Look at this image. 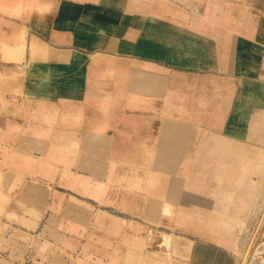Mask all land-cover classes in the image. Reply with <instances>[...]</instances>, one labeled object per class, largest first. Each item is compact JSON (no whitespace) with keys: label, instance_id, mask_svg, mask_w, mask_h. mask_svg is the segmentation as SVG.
<instances>
[{"label":"rangeland","instance_id":"1","mask_svg":"<svg viewBox=\"0 0 264 264\" xmlns=\"http://www.w3.org/2000/svg\"><path fill=\"white\" fill-rule=\"evenodd\" d=\"M145 2L153 17H165L169 22L185 21L179 10L182 7L189 11L195 4L198 14L192 19L198 30L204 36L212 33L205 28L206 0H0V123L13 118L11 115L17 108L16 116L22 124H37L33 133L37 148L30 158L24 149L19 152L23 142L15 144L19 127L11 124L0 130V264H158L167 257L172 264H206L195 258L194 250L199 245L226 252L234 264H251V256L258 255L255 248L263 246L261 196L254 199V205L260 207L259 215L254 206L246 213L248 221L233 223L232 232L237 237L233 243L225 242L199 218L198 213L205 212L204 206L196 207L198 215L180 218L176 214L180 206L172 199L175 195L171 194L169 201L162 196L163 188L169 185L182 188L191 181L200 183L193 187L197 191L192 192L200 193L203 186L214 188L206 191L210 195L206 194L216 204L222 203L218 180L209 172L213 162L195 156L207 154L202 147L205 148L209 136L213 141L228 136L239 141L236 142L239 147L264 152V111L262 120L257 119L255 125L250 112L245 116V126L237 127L235 124L240 123L237 115L232 113L230 120H225L217 112L222 105L215 98L207 95L206 101L213 102L209 106L215 112L207 111L205 104L196 101L192 105L193 122L225 125L194 127L193 141L184 153L185 161L177 163L173 173L160 168L155 158L160 143L173 137L178 127L170 123L179 122L182 115L191 112L170 107L181 100L173 89L181 88L178 83L183 80L181 74L167 62H142L138 58L140 52L130 48L136 43L131 39L135 32L131 30L132 23H145ZM230 3L251 11L264 10L263 0H230ZM187 17L191 19L190 15ZM113 43L118 46L111 47ZM110 53L122 57L113 59ZM131 67L165 73L166 96L123 93L79 96L64 89L71 84L68 79L71 72L86 70L92 76L94 70L102 71L101 81L109 87L116 84L109 78V72ZM210 77L199 76L198 80ZM233 77L224 80L230 82L222 86L224 91L238 86V80ZM92 80L87 78V83ZM249 81L252 83L247 82L244 88L247 92L255 89L264 106V75ZM199 82L191 88L204 90L206 85ZM131 101L133 105L129 104ZM111 105L112 109L118 108L113 109L114 118L110 117ZM142 113L148 130L145 151H142L144 144L138 142L133 144L134 151L129 157L111 158L106 157L111 155L107 152V145L111 144L102 143L99 150L103 154L96 153L103 156L97 157L100 161L96 165L101 162L105 170L99 174L80 168V156L87 144H82V140L91 136H84L78 130L82 128L122 141L132 137L118 135L120 128L131 126ZM152 202L159 205L154 207ZM191 202L195 201L191 199ZM175 240L186 241L191 248L174 252Z\"/></svg>","mask_w":264,"mask_h":264},{"label":"crops","instance_id":"2","mask_svg":"<svg viewBox=\"0 0 264 264\" xmlns=\"http://www.w3.org/2000/svg\"><path fill=\"white\" fill-rule=\"evenodd\" d=\"M206 1L208 22L206 23L205 28L208 32H212L211 34H207V36H204L202 32L198 30L197 23L192 19L193 15L198 14L197 5L194 4L191 6V10L189 11L181 7L178 13L179 15L184 16L185 21L172 20L173 22H169L166 21L165 17H156L155 15V17H153L149 13V4L145 2V7L143 6L145 9V23H142L141 21H138L137 23L134 21L132 23L134 28L131 30L135 32L132 34L131 39L135 40L136 43L132 44L130 48L140 52L138 58L142 60V62L152 64H165L167 62L173 66L177 73L181 74L183 80L178 82L181 88H173L176 96H179L181 100L175 101L170 107L173 110H179L182 112L190 111L191 113L188 114L189 116L182 115V119H179V122L176 121L170 124H174L178 126V128L188 125L192 126L193 129L194 127L199 126H224V123L216 125L214 122H204L199 125V123L193 122V117L191 115L193 111L192 105H194L196 101L205 104L207 111L211 110L215 112V110L209 106L212 105L213 102L210 103L208 101L206 103L207 95H209L211 99L215 98L217 100L216 103L219 102L222 105V108L217 112H220L221 114H218H220L225 120H230L229 118L233 113L237 115L238 121H240V123L237 122L235 126H245V116L247 113L249 114L251 112V114H253V117L251 118V120H253L252 125H255L257 119L262 120V111H264L262 98L256 95V92L254 91L255 89L247 92L244 87L246 84L249 83L248 85H250V83H252L249 80H258L260 76L262 77L264 75V34L262 33V31H264V10H247V7L244 6L240 7L235 4L231 5L230 0ZM188 15L191 16V19H185L188 18ZM247 31H249V33H246ZM117 46L118 44L114 45L113 43L111 47ZM246 49H248V51H246ZM108 55L114 56L115 58L113 59H117L116 57H122L115 53H110ZM93 73L92 76H90L91 72H87L86 70L69 73L68 79L71 84L64 89H66V92L69 94L79 96L86 94L113 96L118 93H123L125 95L157 94V96H166L167 94L165 91L167 78L165 73L160 74V72H150L147 70L135 69L133 67L119 72L114 68L109 72V78L116 81V84L110 85L109 87L104 86L101 81L102 71L94 70ZM233 74L234 77L231 76ZM205 75H210L211 77L200 78L198 80L199 76ZM231 77L238 80V86H231L228 91H224L222 86L230 83L224 80L230 81ZM87 78L93 79V82L87 83ZM117 79L120 80L119 83ZM219 79L222 81H219ZM197 82L206 85L205 89L199 90L198 87L195 88V86L191 88V85L196 84ZM188 85L190 88L187 87ZM213 87L214 90L211 89ZM121 89H123V91ZM118 90L121 92H118ZM62 93H65V91ZM129 104L133 105L132 101L129 102ZM113 109L111 105L109 107L111 118H114L113 111L118 110L117 107L114 110ZM8 110L11 111V109ZM16 110L17 108L14 109V114L11 115L13 118H5L4 124L0 123V130L9 128L11 124L17 128L19 127V134L17 132L15 133V144H22L23 142L24 145L19 148V152L21 153V150L24 149L25 152L29 153L30 158L33 156L32 154H34L33 150L37 148V139L33 135L34 130L37 131V124L31 123V126L25 125V123L22 124V120H19L16 116ZM134 121L135 122L131 126H123L120 128L121 130L118 135L124 134L127 137H132L125 138L122 141H118L112 137L104 138L97 132H86L82 128L81 130H78V133L83 134L84 136H93V138L89 137L82 140V144H87L83 147L85 148V151L80 156V168L85 171L87 170L99 174L105 170L106 167H102L101 162H98V166H93L94 164L96 165L97 160L100 161V158L97 157L103 156L96 153L103 154L102 151L100 152L99 150L102 143L111 144V146L107 145V152H110L111 155H106V157L111 158L129 157V154L134 151L133 144L138 142L144 144L142 151H145V136L148 134V130H145V114L142 113V117H136ZM25 126H28L29 128H25ZM176 128L174 133L176 132ZM29 129H31V131ZM163 133L164 130H161V135H163ZM114 134L113 132L109 133L111 136H114ZM219 138L220 137L217 139ZM221 138L227 142H234L235 144L236 142H239L228 136H221ZM212 139L213 138H211L212 142L217 141V139L214 141ZM192 141L193 139L190 142ZM87 145L89 146L87 147ZM120 148L121 150H118ZM227 148V154H230V145ZM202 149V151L207 152V155L210 152L214 154V150L208 149V147L204 148L203 146ZM15 150L17 151V148H15ZM253 151L256 153L255 150ZM118 152L121 153V155H118ZM260 152H257V155H259ZM195 157L203 156L197 154ZM17 159L18 156L15 154V161H17ZM85 159L91 161L94 169H88L83 166ZM256 190H259V188L257 187ZM201 205L205 207V212L207 211L208 214L213 213L214 215L217 213V204L215 206L212 200H206ZM259 208V206L256 207L255 203V209H257L258 213H260ZM248 210L244 212L243 217L242 215L240 218L236 217L233 219V222L248 221V219H245ZM220 215L221 214H219V216ZM220 218L222 222L225 221L223 215H221ZM190 248L191 246L189 245V249ZM205 249L210 252L212 257L211 262H206V264H216V258H214L215 254H222L229 258V255L226 252L218 248L199 245L194 250L195 258L198 262H201L198 258L199 252L203 253L206 251Z\"/></svg>","mask_w":264,"mask_h":264},{"label":"bare ground","instance_id":"3","mask_svg":"<svg viewBox=\"0 0 264 264\" xmlns=\"http://www.w3.org/2000/svg\"><path fill=\"white\" fill-rule=\"evenodd\" d=\"M193 132H194V129L192 126L187 125V126H181L179 128L177 127L176 132L173 135V137L170 136V137L166 138L163 142L160 143V148L158 150L159 154H157L155 156L157 165H159L160 168H165L166 172H172L173 173V171L177 168V163L178 164L183 163L186 159V156L184 155V153L187 150L188 145L190 144ZM165 134H166V136H168V132H166ZM165 134H164V136H165ZM229 145H230L231 153L227 154V150H228L227 147ZM205 147H208V149L214 150V154H212V155L203 154L202 156L204 159H206V161L213 162L212 167H211L212 170L209 172H210L212 177L214 176V178L216 177V179L218 180L217 188H219V192H220L219 196L222 200V203H218L216 206V203L212 199L213 204L216 206L217 213H215L213 215V213L208 214L207 211L203 212V213H198L196 211V207L202 206L201 204L204 203L206 200L210 201V198H209L210 196L208 197V195H210V193L208 194L206 191L209 192V191L214 189L211 187L204 188L205 186H203V189L200 193L199 192H192V191L196 190V187L193 188L196 184L200 185L199 182H197V183L192 182L191 183V181H190V184L188 186L186 185L185 187H182V188L181 187L178 188L179 186L177 188H175V187H171L169 185L160 191L162 192V196L165 197L168 201L171 199V194L175 195L174 198H172V199L174 201H177L178 205L180 206V209H179L180 211L178 213H176L178 215V217L181 218V217H184L187 215H194L195 213L196 214L198 213L199 218L204 220L205 225L207 226V228L209 230H213L218 236L223 238V240L225 242H227V243L232 242L233 243V240L236 241V239H237L236 235L232 232L233 223L239 222V221L233 222V219H235L236 217L240 218L241 215L243 217L244 212L246 210L255 206L254 205V199L257 197V195H258V197L261 196V199L264 202V165L262 163V159L264 158V152H260L259 155H257V152L255 153L252 149L246 148V147H239L234 142H231V141L227 142L223 138H219V139H217V141L212 142L210 136L207 138V140L205 142ZM120 150H121V148H120ZM190 160H192V159H190ZM92 165L93 164L91 163V161L89 159L84 160L83 166L88 168V169H94L93 166H98L95 164L93 166ZM205 170H206V168H205ZM198 171H199V169H198ZM195 172H197V171H195ZM200 172L202 173L203 171H200ZM185 178H187V177H185ZM156 180H157V177H156ZM197 180H198V178H197ZM181 182H178V183L180 184ZM184 183H186V182L184 181ZM156 184H157V182H156ZM176 184H177V182H176ZM176 184L174 183L175 186H176ZM201 185H203V184H201ZM204 185H206V184H204ZM257 187L259 188V190H256ZM150 188H152V187H150ZM261 189H262V192H261ZM155 190H156V187H155ZM162 196H161V198H162ZM191 199L194 200L195 202H191ZM210 204H211V202H210ZM151 205L155 207V205H159V204L156 202H152ZM219 214H221L225 217L224 222H222L221 218H219ZM258 215H259V213H258ZM245 219H246V217H245ZM201 230H200V232H201ZM197 231H198V229H197ZM167 235H169V234H167ZM240 239H241V237H240ZM187 243H186V241L185 242H181L178 240L173 241L174 252H178L182 249L189 251V245L190 244H187ZM237 244L239 245V247L241 246V242L237 241ZM244 247H246V246H243V248ZM170 248H171V246H170ZM232 249H234V248H232ZM239 250H240V248H239ZM263 250H264V244H263V246H259V247L255 248V252L258 255H252L251 256V258H250L251 264H263L264 255H261ZM233 254H235V253H233ZM259 255H260V258H259ZM198 258L205 263L211 262V260H212L210 252L207 250L204 251L203 253L199 252ZM214 258H216V264H229V263L234 264L232 260L223 256L222 254H218V255L215 254ZM232 258H233V256H232ZM134 261H138V260L133 259V262ZM236 261H237V259H236ZM240 261H242V260H240ZM131 264H133V263H131ZM158 264H172V262H171L170 258L167 257V258H163L162 260H160ZM235 264H236V262H235Z\"/></svg>","mask_w":264,"mask_h":264}]
</instances>
